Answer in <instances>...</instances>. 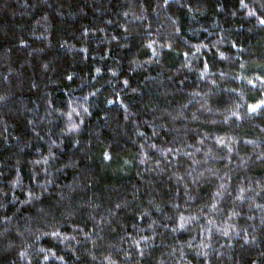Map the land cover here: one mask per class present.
Returning <instances> with one entry per match:
<instances>
[{
  "label": "trees",
  "instance_id": "1",
  "mask_svg": "<svg viewBox=\"0 0 264 264\" xmlns=\"http://www.w3.org/2000/svg\"><path fill=\"white\" fill-rule=\"evenodd\" d=\"M264 0H0V264H264Z\"/></svg>",
  "mask_w": 264,
  "mask_h": 264
},
{
  "label": "snow or ice",
  "instance_id": "2",
  "mask_svg": "<svg viewBox=\"0 0 264 264\" xmlns=\"http://www.w3.org/2000/svg\"><path fill=\"white\" fill-rule=\"evenodd\" d=\"M262 23H264V21H262Z\"/></svg>",
  "mask_w": 264,
  "mask_h": 264
}]
</instances>
